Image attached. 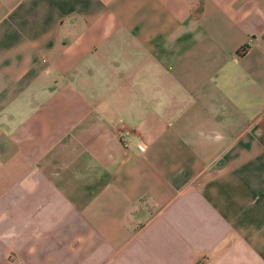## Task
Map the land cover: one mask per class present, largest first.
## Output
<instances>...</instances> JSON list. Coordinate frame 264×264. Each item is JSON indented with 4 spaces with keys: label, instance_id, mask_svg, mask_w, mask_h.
<instances>
[{
    "label": "crops",
    "instance_id": "obj_1",
    "mask_svg": "<svg viewBox=\"0 0 264 264\" xmlns=\"http://www.w3.org/2000/svg\"><path fill=\"white\" fill-rule=\"evenodd\" d=\"M0 264H264V0H0Z\"/></svg>",
    "mask_w": 264,
    "mask_h": 264
},
{
    "label": "built area",
    "instance_id": "obj_2",
    "mask_svg": "<svg viewBox=\"0 0 264 264\" xmlns=\"http://www.w3.org/2000/svg\"><path fill=\"white\" fill-rule=\"evenodd\" d=\"M120 139L124 143V145L127 147L128 144H127V141H126V135L123 134L122 136H120ZM139 149L143 151L144 150V146L143 145H140L139 146Z\"/></svg>",
    "mask_w": 264,
    "mask_h": 264
}]
</instances>
